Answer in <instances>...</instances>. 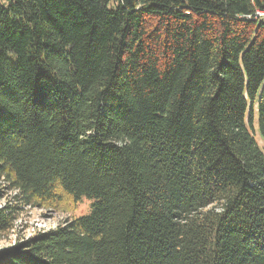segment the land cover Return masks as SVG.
Segmentation results:
<instances>
[{"label": "trees", "instance_id": "1", "mask_svg": "<svg viewBox=\"0 0 264 264\" xmlns=\"http://www.w3.org/2000/svg\"><path fill=\"white\" fill-rule=\"evenodd\" d=\"M264 0H0V264H264ZM14 236V235H13Z\"/></svg>", "mask_w": 264, "mask_h": 264}, {"label": "rangeland", "instance_id": "2", "mask_svg": "<svg viewBox=\"0 0 264 264\" xmlns=\"http://www.w3.org/2000/svg\"><path fill=\"white\" fill-rule=\"evenodd\" d=\"M251 134L264 155V143L259 138L255 120L252 123ZM11 197H13V194L6 190L4 181L0 180V207ZM90 203L91 200L84 198L75 206L74 210L69 211V213L62 211L55 212L48 209L45 210L44 208H25L19 219L15 222L17 225V232L15 234L8 233L6 235H0V249L12 245L17 234L26 237L34 231L54 229L63 220L70 219L71 217L84 216L90 210Z\"/></svg>", "mask_w": 264, "mask_h": 264}, {"label": "built area", "instance_id": "3", "mask_svg": "<svg viewBox=\"0 0 264 264\" xmlns=\"http://www.w3.org/2000/svg\"><path fill=\"white\" fill-rule=\"evenodd\" d=\"M257 17L264 18V14L263 13H257Z\"/></svg>", "mask_w": 264, "mask_h": 264}]
</instances>
